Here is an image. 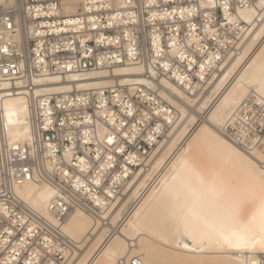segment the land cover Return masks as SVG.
<instances>
[{
    "label": "bare ground",
    "instance_id": "bare-ground-1",
    "mask_svg": "<svg viewBox=\"0 0 264 264\" xmlns=\"http://www.w3.org/2000/svg\"><path fill=\"white\" fill-rule=\"evenodd\" d=\"M22 1L0 0V8L19 9ZM176 1L184 2L183 6L160 12L158 17L188 25V38L182 42L172 38L168 51L159 45L148 49L153 61L151 66L130 63L112 70H87L83 74L41 75L33 78L35 88L24 96L21 90L13 91L20 89V84L0 82L5 136L11 147L22 146L18 153L22 159L28 156L27 145L33 133L26 98L41 100L82 92L88 93L86 101L90 102L91 95L99 94L103 88L126 87L139 91L136 94H140L142 103L154 106L166 101L171 107V133L163 141L154 142L147 158L134 154L126 157L124 164L135 161L140 163V169L134 172L120 199L114 206L106 207L100 219L75 209L64 221L58 220L50 207L61 194L47 178H40L41 172L35 166H43L75 189L90 193L116 160V156L105 152L111 149L118 155L125 152V141L139 131L137 125H132L134 132L128 133L129 123L122 119V114L130 116L132 110H127L119 96L113 102L122 106L121 113L104 107L94 109L93 115L86 114L90 118L83 136L88 139L80 144L81 155L75 153V142L65 147L62 156L55 154L57 146L41 143L40 150L44 152L33 154L34 163H28V171L14 182L20 199L32 211L60 227L72 241L67 264H119L134 258L139 264H247V260L248 264H255L264 258V167L260 165L264 157L260 152L249 155L239 149L226 137L225 131L246 98L252 96L264 104V0ZM88 2L60 0L58 14L70 17L72 25L77 23V18H82L88 27V39L108 47L121 46L130 61L136 60L132 59L137 57L132 41L113 42L112 36L105 39L102 34L112 29L118 33L116 39L123 34L128 36L130 25L135 21L128 15H115L120 7L127 8L126 0L106 5L108 9H115L108 12L105 24H101L98 14H91L99 7ZM158 2L162 0H153L155 5ZM218 13H221L220 21L216 19ZM194 16L202 20L198 26L189 23ZM20 21L17 15V27ZM200 32L205 35L203 44ZM210 39L225 48L231 42L233 46L227 53L214 52L207 47ZM181 44L185 45L181 47ZM188 46L195 55L188 54ZM198 56L201 62H197L196 76L203 77L206 69L212 67L216 69L213 73L216 76L203 92L190 96L186 92L188 80L175 72L169 61L178 60L177 64L183 65L189 58L195 62L193 57ZM218 59L221 62L217 65ZM157 62L160 68H154ZM161 70L172 72L176 83L171 77H164ZM100 116L109 122L98 120ZM150 133L149 130L147 135ZM85 144L95 145L93 158L89 157L91 148L82 150ZM77 172L85 174L87 181ZM105 192L118 198L108 188Z\"/></svg>",
    "mask_w": 264,
    "mask_h": 264
},
{
    "label": "built area",
    "instance_id": "built-area-1",
    "mask_svg": "<svg viewBox=\"0 0 264 264\" xmlns=\"http://www.w3.org/2000/svg\"><path fill=\"white\" fill-rule=\"evenodd\" d=\"M88 1L99 7L97 12L92 11L91 14H98L102 18L101 24H105L106 15L112 12L111 9H115L113 7L108 9L106 5L111 6L115 0ZM21 3L19 9L0 8V82L20 84V89L13 91L19 93L16 90H21L23 96L35 88L33 78L41 75L83 74L87 70H112L130 63L151 66L153 61L148 49L159 45L168 51L170 49L168 44L172 38L179 39L180 42L188 38V25L158 17L161 15L160 12L165 13L177 5L183 6L184 2L176 0H162V3L158 2L156 5L153 0H126V9L120 7L119 10H115L118 12L115 15L124 17L128 15L135 21L130 25L128 36L125 37L123 34L122 38L116 39L118 33L112 29L102 34L105 39L106 36H112L113 42L132 41L137 53V57L132 58L136 59L133 61H130L131 58L121 46L108 47L104 43L95 44V41L88 39V27L83 24L82 18H77V23L72 25L69 23L70 17L58 14L60 0H23ZM17 15L21 17L19 27L15 24ZM198 17L200 16H194L189 23L198 26L202 23ZM216 19L221 20V13L216 14ZM194 31L199 32L198 29ZM199 34L200 43H205V35L201 32ZM14 37L18 38V41H15ZM225 38L229 40L226 35ZM184 45L181 44V47ZM232 46V42L225 48L212 39L207 41V47L214 52L217 50L227 53ZM186 50L189 55L194 54L192 47L188 46ZM146 54L149 57H141ZM189 60L190 58L183 65L177 64L178 60L169 63L175 72L181 73L188 80L189 87L186 88V92L190 96L199 95L207 83L216 76L213 75L216 69L215 67L206 69V73L200 78L196 76V71L199 69L197 62H201V57H193L195 62ZM220 62L221 59L216 60L217 65ZM160 66L161 64L157 62L154 68ZM160 73L166 78L171 77L176 83L172 72L161 70ZM137 92L126 87L103 88L99 94L91 95L90 102L86 101L88 93L82 92L53 95L41 100L34 97L26 98L33 133L32 140L27 145L30 147L27 151L28 156L24 159L18 155L22 146L11 147L8 143L0 108V264H5L4 262L67 264L72 254V241L62 233L60 227L42 218L20 199L15 191L14 182L28 171V163H34V160H31L32 155L44 152V149L40 150L41 143L57 146L55 154L62 156L65 147H70L71 142H75V153L81 155L83 141L88 139L83 136V130L90 118L86 117V114L93 115L94 109L104 107L121 113L122 106L113 102L116 96L121 97L128 111L132 110L130 116L122 114V119L129 123L128 133L134 132L132 125H137L139 131L131 140L125 141V152L119 155L114 149L105 152L116 156V160L100 177V184L93 185L90 193L75 189L59 175L49 173L43 166L36 164L35 167L41 172L40 178H47L61 194L55 197L54 206L50 207L58 220L64 221L75 209L88 213L95 220L100 219L104 209L110 205L114 206L120 199L134 172L141 166L135 161L124 164L126 157L134 154L147 158L154 147V142L163 141L171 133L173 119H170L172 118L170 105L166 101L155 103L154 106L148 102L142 103ZM148 92L155 97L158 96L155 91ZM98 120H104L106 124L109 122L101 116ZM149 130L151 133L148 136ZM225 131L226 137L239 149L249 155L260 152L264 157V104L258 102L255 97L246 98L232 115ZM71 136L76 138L71 140ZM89 148L93 150L89 157L93 158L96 154L94 144H85L82 150ZM260 165L264 167V160ZM69 170L71 172V169ZM77 174L87 181L85 174L79 172ZM106 188L118 198L108 196ZM246 263L248 264V260ZM119 264H139V260L134 258ZM255 264H264V258H260Z\"/></svg>",
    "mask_w": 264,
    "mask_h": 264
}]
</instances>
